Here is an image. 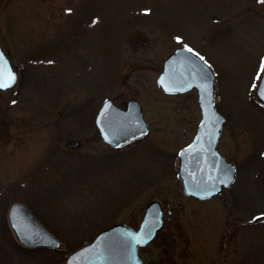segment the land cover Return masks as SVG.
I'll use <instances>...</instances> for the list:
<instances>
[{
    "label": "rangeland",
    "instance_id": "obj_1",
    "mask_svg": "<svg viewBox=\"0 0 264 264\" xmlns=\"http://www.w3.org/2000/svg\"><path fill=\"white\" fill-rule=\"evenodd\" d=\"M185 44L214 75L225 118L219 148L238 164L235 205L187 198L175 175L200 110L194 90L165 94L156 77ZM0 46L18 73L0 91V264H64L104 227L136 228L152 200L172 215L139 249L144 264H264V111L252 87L264 60V4L0 0ZM106 98L139 102L148 125L140 141L115 150L100 139L93 118ZM69 140L80 146L67 149ZM13 202L61 248L20 246L7 222Z\"/></svg>",
    "mask_w": 264,
    "mask_h": 264
},
{
    "label": "water",
    "instance_id": "obj_2",
    "mask_svg": "<svg viewBox=\"0 0 264 264\" xmlns=\"http://www.w3.org/2000/svg\"><path fill=\"white\" fill-rule=\"evenodd\" d=\"M0 56L5 62V76L11 71L16 82V72L1 48ZM260 77L258 88L264 89V72ZM156 83L168 94L190 89H195L197 94L201 120L191 143L178 152L176 175L184 194L204 199L218 193L222 187H229L234 179V169L215 149L225 119L214 107V77L211 70L198 56L179 47L165 58ZM254 96L264 108V99L256 89ZM93 123L101 140L113 148L139 141L148 130L136 100H129L125 108H120L112 100L105 99ZM65 146L75 149L80 146V141L69 140ZM221 181H225L227 186ZM161 216L160 204L151 201L144 210L137 230L119 222L102 228L89 242L70 252L64 264H142L137 256V247L153 238L162 225ZM7 221L19 244L25 247L56 250L61 246L59 240L23 204L14 202L9 206ZM146 232H150V238L145 237ZM133 237L146 239V242L136 244Z\"/></svg>",
    "mask_w": 264,
    "mask_h": 264
},
{
    "label": "flooded vegetation",
    "instance_id": "obj_3",
    "mask_svg": "<svg viewBox=\"0 0 264 264\" xmlns=\"http://www.w3.org/2000/svg\"><path fill=\"white\" fill-rule=\"evenodd\" d=\"M216 150L234 168L235 177H234L233 183L228 188H222L218 193H216L214 195H211L210 197H207V198H204V199L195 198V197L187 196V195H184V194L183 195L186 196L187 198H190V199H192V200H194L196 202H200V203H206V202L213 203L214 201L215 202L219 201L221 205H226V207L227 206H231V205H235V204H237L236 203L237 199L235 198V195H233V193L231 191V188H232L233 184L236 182V180L238 178L237 177L238 164L235 163L234 161H232L227 156H225V154L222 152V149L219 148V139H218L217 144H216ZM162 209H163L162 219H163V225H164L165 221L170 219V217L172 215V211L168 208L167 211H166V215H165V211H164L163 206H162ZM141 248H143V247H141ZM140 257L142 258V255H140ZM143 264H144V262H143Z\"/></svg>",
    "mask_w": 264,
    "mask_h": 264
},
{
    "label": "snow or ice",
    "instance_id": "obj_4",
    "mask_svg": "<svg viewBox=\"0 0 264 264\" xmlns=\"http://www.w3.org/2000/svg\"><path fill=\"white\" fill-rule=\"evenodd\" d=\"M257 2L264 4V0H257ZM145 14H147V11ZM93 23H95V21H93ZM175 39L177 40L178 43H182V40L179 36H177ZM184 50L189 53H193V55L198 56L201 61H204L203 56H199V53H194L193 49L188 47L186 44L184 45ZM4 68H5V62L3 61V57L0 56V90L9 88L12 85V83L15 82V76L11 73V71H8L7 75L5 76ZM260 71L264 72V60L261 61ZM256 79L257 80L261 79L259 74L257 75ZM252 87L253 89L258 90L261 98L264 99V89H259L258 85L256 84H253ZM13 103H15V101H13ZM221 183H225V186H227V183L225 181H221ZM145 237L150 238V232H146ZM133 239L136 244L146 242V239H142L140 237H133Z\"/></svg>",
    "mask_w": 264,
    "mask_h": 264
},
{
    "label": "trees",
    "instance_id": "obj_5",
    "mask_svg": "<svg viewBox=\"0 0 264 264\" xmlns=\"http://www.w3.org/2000/svg\"><path fill=\"white\" fill-rule=\"evenodd\" d=\"M80 246H81V245H77L74 249H76V248H78V247H80ZM74 249H72V250H74ZM72 250H71V251H72Z\"/></svg>",
    "mask_w": 264,
    "mask_h": 264
}]
</instances>
